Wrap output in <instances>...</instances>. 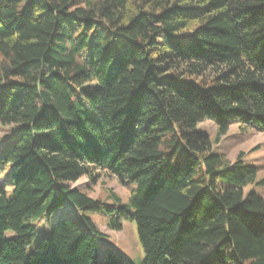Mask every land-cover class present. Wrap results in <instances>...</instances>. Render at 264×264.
Returning a JSON list of instances; mask_svg holds the SVG:
<instances>
[{"label": "trees", "instance_id": "1", "mask_svg": "<svg viewBox=\"0 0 264 264\" xmlns=\"http://www.w3.org/2000/svg\"><path fill=\"white\" fill-rule=\"evenodd\" d=\"M205 119L264 130V0H0V264H264V178ZM102 170L127 202L72 186ZM67 202L135 222L144 258Z\"/></svg>", "mask_w": 264, "mask_h": 264}, {"label": "rangeland", "instance_id": "2", "mask_svg": "<svg viewBox=\"0 0 264 264\" xmlns=\"http://www.w3.org/2000/svg\"><path fill=\"white\" fill-rule=\"evenodd\" d=\"M13 125H2L0 123V142L10 133ZM197 129L204 130L213 142V149L221 152L229 161L236 159L239 153L244 152L243 160L254 163L258 166L257 179L264 178V130L256 125L243 126L241 122H234L230 125L226 134L217 137V126L212 119L200 121ZM11 185L7 190L11 192ZM73 187L85 191L94 199L114 202L112 194L116 193L123 201H128L131 189L134 184L131 182L123 183L115 175L106 170H102L100 177L92 181L89 177L84 176L78 181L72 183ZM254 188L258 193L264 196L263 185H249L247 190ZM83 215H87L94 221L97 229L106 235L104 240H99V250H105V244L113 245L116 250L123 254L127 261H136L144 258V250L140 243L137 226L135 222L124 221L120 230H113L108 226L107 217L99 212L87 211L82 213L77 207L67 202L61 217H69L74 221L81 223ZM38 231L41 233L46 226V221L35 222ZM12 235V231L7 232V236Z\"/></svg>", "mask_w": 264, "mask_h": 264}]
</instances>
